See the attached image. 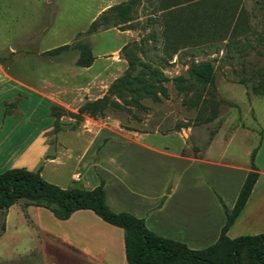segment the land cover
Segmentation results:
<instances>
[{
  "label": "rangeland",
  "instance_id": "rangeland-1",
  "mask_svg": "<svg viewBox=\"0 0 264 264\" xmlns=\"http://www.w3.org/2000/svg\"><path fill=\"white\" fill-rule=\"evenodd\" d=\"M126 1L0 0V54L5 58L8 48L14 46L21 49L24 45V49L35 51L69 44L61 63L56 60L59 55L47 58L50 61L15 55L18 64L29 61L30 67L36 68V78L54 77L59 83V77H64L60 69L76 64L79 50L75 45L88 44L95 56L94 63L88 70H78L85 75L100 69L105 71H101L97 84L71 90L68 98L83 100L81 106L103 97L110 85L125 73L141 76L152 86L153 96L113 94L115 104L96 118H111L121 128L137 131L190 130L188 141L192 150L195 145L204 147L208 133L218 130L228 115L233 125L236 119L240 120L239 116L249 125L252 110L255 124L260 129L264 126V93L252 96L253 86L256 88L264 82V0H137L131 21L86 32L97 13L100 15L110 6ZM5 60L9 63L8 58ZM204 61L213 68L211 83L196 80L190 71L192 66ZM69 76L75 75L69 73ZM69 78L66 79L70 82ZM92 97L97 98L87 99ZM60 113L70 116L73 120L67 123L73 126L82 118L71 109H61ZM214 113L215 118L206 121ZM150 138L154 145L167 143L172 149L180 142L176 135L158 134ZM257 138L255 135V142ZM242 144L239 133L233 134L223 161L240 165L244 161ZM215 146L218 151L219 141ZM63 161L58 175L46 170L42 177L64 187L74 161ZM211 170L215 167L211 166ZM70 225L90 228L80 238L84 241H91L96 235L101 238L116 233L89 215L81 213L72 223L65 224L47 208L17 201L7 209L6 216L0 212V264H38L36 256L29 253L40 249L39 241L59 248L63 239L76 240L73 235L66 237ZM54 251L48 258L53 262L57 253L55 248Z\"/></svg>",
  "mask_w": 264,
  "mask_h": 264
},
{
  "label": "crops",
  "instance_id": "crops-1",
  "mask_svg": "<svg viewBox=\"0 0 264 264\" xmlns=\"http://www.w3.org/2000/svg\"><path fill=\"white\" fill-rule=\"evenodd\" d=\"M15 47L8 48L5 58L0 54V173L24 167L39 168L41 176L46 170L58 175L63 159L73 160L68 183L64 187L57 181L54 184L90 190L102 180L105 200L112 211L131 213L142 219L153 233L200 249L218 238L225 223L224 206L228 209L234 206L251 170L250 155L256 149L253 164L258 177L226 234L234 238L264 232V126L260 129L255 124V112L250 110L252 123L249 125L239 115L240 120L236 119L233 125L228 115L218 130L208 133L204 147L195 145L194 150L188 141L190 130L186 132L183 128L168 132L123 129L111 118L97 119L86 114H80L81 121L73 126L67 123L73 119L60 110L77 111L83 100L69 99L68 92L100 81V73L105 70L92 75L78 70L90 69L95 56L88 67L75 64L60 69L64 77L61 75L58 83L54 77L36 78V68L30 67L29 61L18 64L15 56L32 55L50 61L47 58L51 59V55L42 53L58 46L35 51L24 49V45L21 49ZM66 51L63 49L54 55H59V59L55 57L59 63L63 62ZM69 73L75 76L69 78ZM255 95L253 92L252 96ZM235 133H239L243 143L244 161L240 165L223 161ZM158 134L178 136L179 146L173 145L176 149H172L167 143L154 145L150 137ZM81 213L102 221L116 233L101 238L96 235L91 241H84L80 238L90 228L70 225L66 237L73 235L76 240L63 239L59 248L39 241L40 249L29 255L36 256L38 264H128L122 228L105 222L90 209H78L67 219L58 220L69 224ZM54 248L57 250L55 262L52 258L49 260Z\"/></svg>",
  "mask_w": 264,
  "mask_h": 264
},
{
  "label": "trees",
  "instance_id": "trees-1",
  "mask_svg": "<svg viewBox=\"0 0 264 264\" xmlns=\"http://www.w3.org/2000/svg\"><path fill=\"white\" fill-rule=\"evenodd\" d=\"M136 3L137 0H128L110 6L91 21L86 32H95L103 26L126 24L133 18L132 12ZM109 14L114 17L113 20ZM67 47L69 44H63L42 54L52 56ZM75 47L79 50L76 65L90 66L94 60L90 45L80 42ZM190 71L196 80L212 82L213 68L209 62H200L192 66ZM253 92L261 95L264 92V82L256 88L253 86ZM125 93L135 94L136 97L154 95L152 86L143 77L131 76V73L127 72L110 85L103 97L84 102L77 111L79 115L101 117L107 108L115 104L111 95L123 97ZM214 116L215 113L206 121H212ZM255 151L256 149L250 155L251 170L242 183L234 206L231 209L224 206L225 223L218 238L200 249L189 248L181 241L153 233L145 227L142 219L131 213L112 211L105 200L102 180L98 186L90 190L80 187L63 188L44 179L39 168L29 170L15 167L0 173V212L4 216L7 209L19 200L25 205L47 208L57 219L62 220L70 217L78 209H90L105 222L123 229L125 258L128 264H264V232L234 238L226 234L243 208L258 177L257 168L253 164Z\"/></svg>",
  "mask_w": 264,
  "mask_h": 264
},
{
  "label": "built area",
  "instance_id": "built-area-1",
  "mask_svg": "<svg viewBox=\"0 0 264 264\" xmlns=\"http://www.w3.org/2000/svg\"><path fill=\"white\" fill-rule=\"evenodd\" d=\"M76 177H77V175H76Z\"/></svg>",
  "mask_w": 264,
  "mask_h": 264
}]
</instances>
